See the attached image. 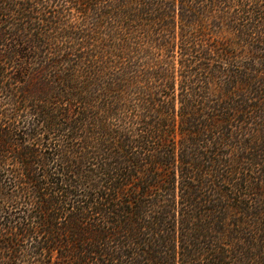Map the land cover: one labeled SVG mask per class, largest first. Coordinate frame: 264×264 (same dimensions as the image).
Instances as JSON below:
<instances>
[{
    "label": "trees",
    "instance_id": "16d2710c",
    "mask_svg": "<svg viewBox=\"0 0 264 264\" xmlns=\"http://www.w3.org/2000/svg\"><path fill=\"white\" fill-rule=\"evenodd\" d=\"M0 264H264V0H0Z\"/></svg>",
    "mask_w": 264,
    "mask_h": 264
}]
</instances>
